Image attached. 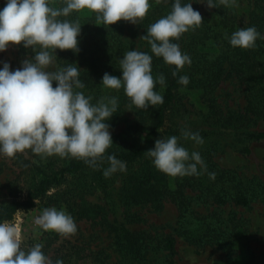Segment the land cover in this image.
Masks as SVG:
<instances>
[{"label":"clouds","instance_id":"9594fccd","mask_svg":"<svg viewBox=\"0 0 264 264\" xmlns=\"http://www.w3.org/2000/svg\"><path fill=\"white\" fill-rule=\"evenodd\" d=\"M160 3V0H156ZM64 6H49L50 0H7L0 10V52L10 45L31 48L34 57L23 60L22 67L15 71L4 63L0 69V154L14 157L31 149L37 155H58L83 160L96 168L103 160L107 149L113 144L108 121L117 111V98H101L91 103L92 97L75 89L84 88L79 80V70L67 66L49 70L54 66L55 50L78 52L81 25L59 17H68L72 12L84 9L96 13L97 24L112 25L118 21L137 24L148 13L149 0H63ZM236 0H207L209 9L219 6L231 7ZM199 11L192 3L181 4L175 0L172 11L160 18L147 29L146 40L151 52L162 57L168 65H174L175 77L191 59L181 52L177 43L182 34L195 30L203 23ZM233 48L253 49L258 38L264 39L257 29L239 28L231 36H225ZM39 46V50H37ZM52 50V51H49ZM54 53V55H53ZM122 77L104 73L101 83L109 89L124 88L131 105L147 110L150 106L163 103V96L154 91L157 83L164 86L165 77L152 75V56L138 50L127 51L119 59ZM53 82L56 86L53 87ZM179 83L187 85L189 78L180 76ZM107 101V102H105ZM130 105V107H131ZM185 139L202 144L198 133L183 131ZM127 151V150H126ZM153 165L161 172L172 176L200 175L197 166L207 171L198 152L180 146L178 137L156 139L154 148L146 151ZM110 163L104 176L126 171V163L109 155ZM215 179V173H209ZM34 223L44 231H54L64 236L74 235L77 225L73 217L55 207L45 208ZM21 230L18 224L5 221L0 223V264H53L43 252L42 244L25 249L22 246ZM55 264H63L56 260Z\"/></svg>","mask_w":264,"mask_h":264},{"label":"trees","instance_id":"16d2710c","mask_svg":"<svg viewBox=\"0 0 264 264\" xmlns=\"http://www.w3.org/2000/svg\"><path fill=\"white\" fill-rule=\"evenodd\" d=\"M174 2L175 0H170L169 13L172 11ZM181 4H187V0H181ZM49 6L61 8L64 3L63 0H50ZM261 8L263 12L256 9L252 12L247 27L254 26L264 37V5ZM96 15L91 12L90 15L82 17L80 12L74 11L68 17H59L61 20L78 21L81 25L80 35L77 37L79 51L56 49L54 61L58 65L56 70L69 65L78 68V78L85 86L75 91L82 92L86 97L91 96L93 104L102 98L100 83L104 73L117 72L122 77L119 59H122L128 51V45L122 39L124 21L121 20L112 25L102 22L97 24ZM147 20L142 22L145 35H147L148 27L155 23L153 16ZM171 42L177 43L181 52L184 53L186 33L182 34L178 40ZM17 46L18 54L23 60L34 57L35 53L31 48L26 49L22 44ZM229 47L228 50L216 55L209 54L208 59H201V54H197L200 59L191 67L192 85L190 87L202 91L204 101L210 110L207 120L214 119L215 122L228 123L234 130L241 131L246 136L244 140H247L249 135L245 131L264 119V39L258 38L253 49L233 48L231 45ZM147 51L152 56L153 78L160 74L165 77V85L157 83L154 88L155 92L163 96V103L150 106L147 110L133 105L137 117L117 134L113 146L107 149L103 160L98 161L97 166L109 164L107 157L114 154L118 160L125 162L126 166L132 167L125 177L122 194L127 205L125 216L128 221H141L137 213L131 212L133 206L149 204L155 210H160L163 208V201L170 199L181 212V223L177 231L190 244L217 246L226 253H232L234 230L242 227L247 234L250 228L249 220L238 216L235 208H249L251 203L264 192V185L254 179L244 178L234 170L220 167L213 160L211 153L209 158L202 159L207 171L198 165L200 175L179 177L173 187L169 183L167 174L159 171L152 161L148 160L150 157L146 151L154 148L155 140L175 133L174 130L167 128V124L170 109L173 108L183 85L178 82L180 76H183V69L174 77L172 75L176 70L174 65H168L162 57H156L151 52L149 43ZM233 72H237L245 80L246 105L240 111L230 110L225 113L217 104L214 93L225 79L231 77ZM55 86L56 82H53V87ZM119 91L121 92L116 96L117 111L108 121H105L106 123L113 121L116 115L125 112L124 105L131 104L124 88L121 87ZM194 133L205 138L209 132L197 130ZM251 135L256 136L253 133ZM263 136V133L257 134V137ZM91 168L93 167L81 159H72L59 170L44 173L23 199H14L0 206V223L11 221L20 210L27 211L35 207L36 200L43 199L48 190L53 185L59 184L67 175ZM209 173H215L214 180L209 178ZM194 192H198L197 197H201L204 204L216 206L210 214L200 215L196 212L193 204L192 193ZM225 206L234 208L230 216H224ZM73 212L78 218L91 220L99 218L100 222L109 227L110 232L115 233L118 259L111 262L110 256L103 251L91 252L86 258H81L77 254L73 259L71 255L63 254L56 258V260H62L63 264H80L81 260H84L82 264H175L171 259L176 244L173 235L167 234L158 238L146 230H131L123 225H115L114 221L107 217L108 213L104 207L83 199L76 204ZM194 219H197V224L190 223ZM50 245V242L43 245L42 252L46 256Z\"/></svg>","mask_w":264,"mask_h":264},{"label":"rangeland","instance_id":"374dc122","mask_svg":"<svg viewBox=\"0 0 264 264\" xmlns=\"http://www.w3.org/2000/svg\"><path fill=\"white\" fill-rule=\"evenodd\" d=\"M6 2L7 0H0V10H3ZM206 2L207 0H187V4L192 3L193 9L200 12L203 23L194 31L186 32L184 54L190 57L191 64H185L183 76L189 78V83L182 85L179 90L178 98L169 112L167 128L175 131L173 135L178 137L179 145L186 148L190 154L198 152L202 159H206L212 153L213 160L220 167L234 170L244 178L254 179L264 185V136L257 137V134H264V119L245 131L249 137L244 140L246 136L241 131L234 130L232 125L215 122L214 119L207 120L210 110L204 101L202 91L190 87L192 85L191 67L200 59L197 54H201V59H208L209 54L216 55L228 50L230 43L225 38L226 34L230 37L239 28H246L255 9L263 12L261 6L264 5V0H236L234 6L221 5L212 9L206 6ZM216 2L218 0H214V3ZM149 4L147 15L142 20H138L137 24L124 21L122 39L128 45V51L138 50L148 53V42L140 39L145 35L142 27L143 20L153 16V21L156 22L169 14L170 0H160V3L149 0ZM90 14L91 12L87 9L80 11L82 17ZM22 61L17 45H10L6 51L0 52V69L3 68L4 63H8L10 70L15 71L22 67ZM57 68L58 65L54 62V66L49 70ZM109 74L120 78L117 72ZM100 85L102 98L116 97L121 92L119 89L106 88L102 83ZM245 86V80L237 72H233L231 77L225 79L216 89L214 96L225 113L230 110L240 111L244 108ZM159 89L161 90V87ZM130 105H124L125 112L116 115L113 121L107 122L110 126L112 141H115L117 134L137 117L135 107ZM197 130L209 132L205 138H202V144L185 139L181 135L183 131L194 133ZM251 133L256 136H252ZM173 135L163 136L162 139ZM72 159L76 158L37 155L31 149L17 153L14 157L0 154V206L14 199H23L44 173L57 171ZM148 160L152 161L151 158ZM108 167L110 163L69 174L59 184L53 185L43 199H37L35 207L27 211H18L9 222L19 225L21 246L28 249L35 244L45 245L50 242L47 257L53 263L63 254L71 255L72 259L77 254L81 258H86L91 252L97 251L108 254L110 261L115 262L118 259L115 233L110 232L109 227L100 222L99 218L91 220L74 215L73 210L76 209V204L83 199L104 207L108 213L107 217L114 221L115 225H123L131 230H146L158 238L167 234L173 235L176 244L171 259L175 264H264V192L251 203L249 208H235L238 216L249 220L250 228L247 234L242 227L234 230L232 236L234 251L226 253L217 246L190 244L177 231L181 223V212L170 199L163 201V208L160 210H155L149 204L133 206L131 212L137 213L141 221H128L125 216L127 205L122 194L125 177L132 167L126 166V171L117 170L109 177H105L103 173ZM167 176L170 185L174 187L180 176ZM192 194L194 209L198 214L208 215L215 209V205L204 204L201 197H197L198 192ZM50 207L63 210L73 217L77 225L74 235L64 236L51 230L44 231L34 223L35 218L45 208ZM224 209V216H230V212L234 210L231 206H225ZM190 223L197 224L198 221L194 219ZM83 261L81 260L80 264Z\"/></svg>","mask_w":264,"mask_h":264}]
</instances>
